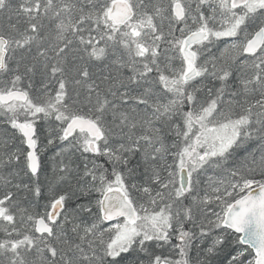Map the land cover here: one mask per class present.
Wrapping results in <instances>:
<instances>
[{
  "label": "snow or ice",
  "instance_id": "snow-or-ice-1",
  "mask_svg": "<svg viewBox=\"0 0 264 264\" xmlns=\"http://www.w3.org/2000/svg\"><path fill=\"white\" fill-rule=\"evenodd\" d=\"M0 264H264V0H0Z\"/></svg>",
  "mask_w": 264,
  "mask_h": 264
}]
</instances>
